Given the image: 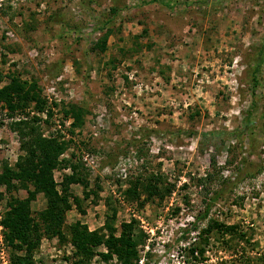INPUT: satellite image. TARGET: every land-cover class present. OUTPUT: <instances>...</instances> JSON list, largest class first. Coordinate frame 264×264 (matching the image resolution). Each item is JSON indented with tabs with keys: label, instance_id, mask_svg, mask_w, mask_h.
<instances>
[{
	"label": "rangeland",
	"instance_id": "374dc122",
	"mask_svg": "<svg viewBox=\"0 0 264 264\" xmlns=\"http://www.w3.org/2000/svg\"><path fill=\"white\" fill-rule=\"evenodd\" d=\"M180 1L169 9L158 1L0 0V74L35 79L59 103L51 124L41 122L44 134L63 128L62 105L86 108L60 155L75 165L61 161L52 170L59 193L63 177H79L67 181L66 238L42 236L35 264H119L99 254L76 262L68 232L76 220L89 229L109 220L117 234L121 222L134 221V237L145 232L137 264H242L214 230L204 244L207 259L192 258L189 243L213 219L239 223L251 241L250 264H264V62L255 86L251 71L264 36V0ZM105 19L108 46L93 49L97 21ZM11 119L0 108V170L21 152ZM63 120L68 127L72 118ZM151 174L172 182L171 192L149 193ZM26 188L7 192L0 184V264L24 253L6 243L1 211ZM45 205L39 191L29 213L37 217Z\"/></svg>",
	"mask_w": 264,
	"mask_h": 264
},
{
	"label": "trees",
	"instance_id": "16d2710c",
	"mask_svg": "<svg viewBox=\"0 0 264 264\" xmlns=\"http://www.w3.org/2000/svg\"><path fill=\"white\" fill-rule=\"evenodd\" d=\"M140 4L151 1H158L161 5L172 9L180 0H139ZM202 0H199V2ZM209 0H204L208 2ZM221 1V0H211ZM189 2V1H188ZM188 2H184L188 4ZM98 22V23H97ZM97 27L101 34L93 43V49L101 51L107 48V38L112 32L109 27L111 19L97 21ZM252 66V78L254 86L257 83V73L260 65L264 62V36L256 53ZM7 78L0 84V108L4 114L12 118L9 126L15 130L19 139L21 152L17 155L13 165L7 161L2 162L0 170V184L5 186L7 192L17 188L18 185L26 186V196H8L5 201V209L1 211L3 226L2 232L6 243L17 249L22 248L24 253L17 254L9 264H35L33 260V249L39 244L41 237L58 235L59 239L64 240L66 234L62 226L64 223V212L69 208L68 180L75 177V171L71 176L63 177L62 192L59 193L56 186L57 182L53 178V168L61 161L72 164L69 158L60 157L65 148L74 142L73 134L76 126H81L84 121L85 109L82 105L71 103L62 105L60 110L62 118L59 120L61 126L48 129L47 135L42 131V123L51 124V119L55 113L54 108L58 106L55 100L48 101L42 94V87L35 79L22 78L19 73L9 72L6 75L0 74V81ZM44 114V116H43ZM71 117L68 127L64 126L63 118ZM239 132L235 135L238 136ZM67 134L69 136H67ZM204 136L215 135V131H206ZM85 145V141H80ZM78 165V162H75ZM237 171L243 170V165L237 166ZM132 180V179H131ZM229 177L223 179L224 185L229 181ZM146 187L148 192L156 194H166L171 192L174 187L172 182H166L162 175L151 174L147 177ZM31 184L33 187H28ZM221 184V185H222ZM221 186L214 192L211 200H214L225 186ZM184 186V185H183ZM152 191H151V190ZM42 191L46 198L45 207L38 211L37 217L29 213L30 201L35 198L37 192ZM135 191V190H134ZM160 191V192H159ZM136 193V191H135ZM138 195V193H136ZM135 196V194H131ZM3 198V191H0V200ZM212 202V201H210ZM209 204L204 211L196 217L202 218L209 210ZM133 222H121L120 231L117 234L115 226L107 220L103 227L89 229L86 223L76 220L68 226L71 243L76 252V262H81L85 258H90L93 254H99L100 258L108 261L114 257L119 264H137L140 253L138 241L143 238L145 232L137 233L134 237ZM194 224V221H193ZM195 226L194 228H196ZM214 230L218 233L220 247L230 253L233 260H238L242 264H250L252 256L248 254L246 243L250 239L241 229L239 223H225L213 219L207 228L200 227L197 230L198 241L190 242L187 250L195 261L204 262L207 258L203 257L204 244L208 243V231ZM202 244V245H201ZM104 246L105 249H95L97 246ZM198 254V255H197ZM204 264H211L205 263Z\"/></svg>",
	"mask_w": 264,
	"mask_h": 264
}]
</instances>
